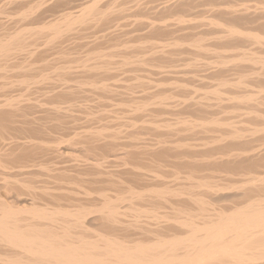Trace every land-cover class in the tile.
Here are the masks:
<instances>
[{
	"label": "bare ground",
	"instance_id": "6f19581e",
	"mask_svg": "<svg viewBox=\"0 0 264 264\" xmlns=\"http://www.w3.org/2000/svg\"><path fill=\"white\" fill-rule=\"evenodd\" d=\"M215 1L0 0V264H264V9L260 6L261 14H253L258 26L246 28L241 22L252 14L249 4L258 2ZM206 13L214 16L207 18V26L220 28L217 39L234 48L249 42L260 49L248 46L233 56L229 49V56L222 57L206 38L190 35L166 44L156 41L151 64L170 45L181 48V56L188 52L182 59L186 68L221 65L236 72L235 78L222 77L217 85L200 89L202 93L199 86L192 91L179 79L172 87L179 90L175 97L160 92L151 100L129 101L133 116L150 106L177 109L174 121H161L162 115L161 120L141 119L157 131L149 140L130 133L127 141L121 138L124 127L114 129L108 123L80 120L87 126L77 125L75 108L84 106L77 103L81 97L69 98L80 96L86 86L91 93L112 95L117 88L110 85L115 78L108 81L112 72L128 63L142 65L148 58L136 53L117 63L107 53L109 47L106 53L92 49L79 57L78 51L71 59L65 45L91 40L102 29L112 33L129 14L142 18L132 20L144 33L160 35L193 29L197 21L191 17ZM56 49L58 53L50 54ZM209 52L218 57L208 61ZM143 89L142 95L148 91Z\"/></svg>",
	"mask_w": 264,
	"mask_h": 264
},
{
	"label": "rangeland",
	"instance_id": "374dc122",
	"mask_svg": "<svg viewBox=\"0 0 264 264\" xmlns=\"http://www.w3.org/2000/svg\"><path fill=\"white\" fill-rule=\"evenodd\" d=\"M218 0H216L215 1V3L217 2ZM258 2L257 3V5H256V3L255 4H253L252 2ZM252 3V4H249L250 6L249 7H252L250 10H251V16H250V18H249V20L248 21H244V22H241L242 23V25L244 26V27H248V28H256L258 25H257V22H255V21H253V19L252 18H254V17H257V16H259V14H261V12H262V10L264 9V6H262L263 4H264V0H249V1H247V4L248 3ZM261 3V4H260ZM256 6V7H255ZM260 6L262 7L261 9L262 10H260ZM253 7H255V9L253 8ZM259 9H258V8ZM253 9V10H252ZM257 9V10H256ZM259 10V11H258ZM257 11V12H256ZM254 12V13H253ZM132 14H134V13H132ZM132 14H129V15H126L125 17H127V18H122L120 21H121V25L119 26V27H117V29H114V30H112V33H111V31L109 30H106V29H102V30H99L97 33H98V35H99V37H98V35L97 34H93V36L91 35H89L90 36V38L88 37V39H91V40H88L87 41V37L86 38H84V39H76V40H74L73 42H70V43H68V45H65L64 47H67V51H69V53L71 54V55H69V53H68V57L70 58L71 57V59H74V57L75 58H77L76 56H80V55H83L84 56V54L85 55H87L86 53H90V52H92V49L93 50H97V51H101V52H107L108 50H109V47H110V51H108L107 53H111L112 54V61H114V62H120L121 60H122V57H124V56H127L128 55V57H131V56H133L134 57V55L136 56V53H138V55H140L141 57H144V56H146V58H148L147 60V63H144V64H139V63H128L127 65L126 64H124V65H126V66H124V65H122V66H120V68L118 67L117 68V72L116 71H113L112 72V74L110 75V77H109V79H108V81L110 82L111 80H113L114 78V80L112 81V83H110V85L111 86H113L114 88L115 87H119L118 89L117 88H115L116 90V92L115 93H113L112 95L111 94H107V93H103L102 94V92L101 91H97L96 92V94L95 93H91V92H89V88H88V86H86L85 87V89H84V92H81L79 95L80 96H74V97H71V98H69L70 100H72L73 98V100L72 101H74V100H79L77 103L78 104H82L84 107H77V108H75V113H76V117H77V125H79V126H87V125H96V124H98V126H102V125H104L105 123L107 124V126H109V127H111V128H116L115 126H118V127H124V129H122L123 131H122V133H121V138H127V139H125V140H127L128 141V139H130V136L132 135V134H135V133H140V135L142 134V135H144V137L146 136V138H144V140H149V139H151L150 138V136L151 137H153L156 133H157V131H155L154 129H153V126L150 124V123H148V125H147V122H145V121H148V120H150V119H155V117H156V120H157V117H159L158 119L159 120H161V118H162V116H163V118H162V120L161 121H171V119H172V121H174L176 118H177V114H178V111H177V109L176 108H173V110L172 109H170V108H156V107H154V106H150L144 113H142L141 115H139L138 113L136 114V116H138V117H136V116H133L132 114H131V112H130V110H129V104L130 103H132L133 101H144V99H146L145 101H147V100H151L152 98H153V96H156V95H159L160 94V92L162 93V94H164V95H171V97L173 96V97H175V95H177V91H179V90H177L178 89V87L177 86H174V88H172L173 87V85L175 84V85H177V82H178V80L180 79V80H182L183 82H185L186 84H189V85H191L192 86V91H194V90H197L198 89V86H199V89H198V91L199 92H204V91H201V90H206V88L208 87V88H211V87H213V86H215V85H217V82L219 83L220 82V79L222 78V79H224V77L225 78H227V76H228V78H230V77H232V78H230V79H233V78H235L236 77V75H237V73L236 72H234V71H231V72H229L230 70H228V68H226V67H224V66H222V67H220L221 65H219V66H217V68H215L216 67V65L214 64H209L208 63V67H209V65L211 66V65H213L212 66V68H214L213 70L214 71H212V68L211 67H209V69H208V67L206 66L205 68H204V66L203 67H200V68H197V69H192L191 67L190 68H186L184 65H182L183 63H184V59L186 58V57H188V52H184L183 53V55L181 56L180 54H179V52H180V50H181V48L180 49H178V48H176L175 46H173V47H175V48H173V47H171L170 45H167V48H166V54H164V56H162V58L158 61V62H154V63H152L151 64V60H152V62H153V60L154 59H151L152 58V55L153 54H151L152 52H153V50H154V46H155V42L156 41H162V43L163 44H166V41H170L171 40V38H172V40H177V39H180V38H184V37H186V38H190L191 36H192V38L195 36V37H203V38H206L207 39V37H208V39L206 40L205 39V42L207 43L208 41V47H211L212 49H215L216 48V50H220L219 52H220V56H222V57H224V56H229V53H230V50L232 49L233 51L235 50V49H237V48H239V49H237V50H235L233 53L231 52V54L230 55H235L236 53H237V51H238V53H240L241 52V50H243L244 51V49H246V50H248L249 48H253L254 50H258V49H260L258 46H256L255 45V47H252L253 46V44H250L249 42H247V43H244V42H242L237 48H234V47H232L231 45H228L227 44V42H226V40L224 41H221V40H219V39H217V37H218V33H220V28H217V26H215V25H213V24H211L210 26H207V25H209V22H211L210 20H208V19H210L211 18V20L212 19H214V16L212 15V14H208V13H206L204 16H205V18L207 19H205L204 18V16H199V18H197L198 16H195L196 18H197V20H196V18L195 17H191V18H194L193 20H194V22L195 21H197L196 23H195V28H193V29H183V30H175V31H170V32H164V33H162V34H160V35H154V34H150V33H144L143 32V30H140L139 29V27L137 28V23H139V22H136V21H139L138 19H142V18H139L138 17V19L136 18L137 16H135V15H132ZM253 14H254V17H253ZM257 14V15H256ZM131 15H132V17H131ZM206 15H210V17H207ZM131 18H130V17ZM135 16V17H134ZM213 17V18H212ZM128 19L130 20L129 22L131 23V25H133V27L129 24V22H127L128 21ZM136 20V21H134L133 22V20ZM199 19V20H198ZM201 19V20H200ZM203 19V20H202ZM205 19V20H204ZM249 21H251V22H249ZM122 22H123V24H122ZM133 22V23H132ZM136 22V23H135ZM126 23V24H125ZM135 23V24H134ZM197 23H198V25H197ZM202 23V24H201ZM205 23H207V24H205ZM248 23V24H247ZM201 24V25H200ZM245 24H246V26H245ZM253 24V25H252ZM252 25V26H251ZM201 26H204V28H202L201 29ZM212 26H214V27H212ZM205 27H209V28H207V29H205ZM125 28H127V29H125ZM134 30H133V29ZM198 28H200V30L198 29ZM217 28V29H216ZM253 28V29H254ZM121 31H120V30ZM129 29V30H128ZM217 30V33L215 32L216 30ZM117 30H118V32H117ZM124 30V31H123ZM190 30V31H189ZM194 30V31H193ZM195 30H196V32H195ZM199 31V34H198V31ZM211 30V31H210ZM214 30V31H213ZM104 31H105V35H104ZM120 31V32H119ZM127 31V33L125 34V32ZM134 31H138L137 32V34H136V32H134ZM143 32V33H140V32ZM179 31V32H178ZM180 31H182V32H180ZM110 32V33H109ZM132 32V33H131ZM177 32V34L175 35V33ZM187 32H189V33H187ZM193 32V33H192ZM207 32V33H206ZM211 32V33H210ZM113 33H116V34H113ZM168 33V34H167ZM180 33V34H179ZM211 34V37H210V34ZM216 35V38H214V34ZM101 34V35H100ZM119 34V36H117ZM130 34H133V37H134V34H135V38H133V37H131V35ZM140 34V35H139ZM170 34H172V35H170ZM204 34L205 36H207V37H205L204 35L202 36V35ZM213 34V35H212ZM110 35V36H109ZM122 35H124V36H122ZM136 35H138V36H136ZM149 35V36H148ZM151 35H152V37H151ZM167 35H170L171 37H169L168 36V38H167ZM191 35V36H190ZM95 36H96V38H95ZM101 36V37H100ZM108 36V37H107ZM116 36H117V38H116ZM130 36V37H129ZM176 36V37H175ZM213 36V37H212ZM94 37V38H93ZM99 39H98V38ZM103 37V38H102ZM105 37V38H104ZM110 37V38H109ZM112 37V38H111ZM129 39H128V38ZM138 37V38H137ZM142 37V38H141ZM145 38V40H144V38ZM148 39H147V38ZM174 37V38H173ZM210 37V38H209ZM124 38H126V39H128L127 41L128 42H126V39H124ZM153 38V39H152ZM164 38H167V39H164ZM86 39V40H85ZM97 39V41H95ZM102 39V40H101ZM103 39H104V41H103ZM118 39H119V41H118ZM138 39H140V40H138ZM150 39V40H149ZM151 39L153 40V42L151 41ZM154 39H156L155 41H154ZM210 39L212 40V41H210ZM217 39V40H216ZM81 40V41H80ZM106 40V41H105ZM109 40V41H108ZM133 41L132 43H131V41ZM142 40V42H140ZM147 40V41H146ZM165 40V41H164ZM171 40V41H172ZM213 40H215L214 42H213ZM89 41H91V42H89ZM93 41H94V43L96 44L97 42V44L95 45L94 43H93ZM118 41V42H117ZM124 41V42H123ZM137 41H139V42H137ZM146 41V42H145ZM220 41V42H219ZM78 43V45H77V43ZM89 42V44L90 43H92V44H90L91 46H89L90 48L88 49V43ZM109 42V43H108ZM113 42H114V46H113ZM115 42H117V43H115ZM130 42V43H129ZM136 42V44H135V46L133 45V43H135ZM148 42H149V44H148ZM165 42V43H164ZM215 42H217V43H215ZM222 42V43H221ZM72 43V44H71ZM84 43V44H83ZM121 43V44H120ZM127 43L129 44V45H133V46H127ZM138 43V44H137ZM146 43V44H145ZM150 43H151V46H150ZM153 43V44H152ZM161 43V44H162ZM212 43V44H211ZM226 45H225V44ZM72 46H71V45ZM74 44V45H73ZM87 44V45H86ZM100 44H101V46H100ZM110 44V45H109ZM124 44V45H123ZM140 44H142L141 46H140ZM144 44V45H143ZM250 44V45H249ZM80 45V47H77V46H79ZM95 45V46H94ZM103 45V46H102ZM117 45V46H116ZM124 46V47H122V46ZM127 47H126V46ZM137 45H138V47H137ZM145 45H147V46H145ZM152 45H153V49L151 50V47H152ZM212 45V46H211ZM222 45V46H221ZM70 46V47H69ZM83 46H84V48L86 47L87 48V50H85L84 51V49H83ZM94 46V47H93ZM217 46V47H216ZM243 46V47H242ZM248 46H250V47H248ZM104 49H102V48ZM107 47V48H106ZM112 47V48H111ZM134 47V48H133ZM144 47H146L145 49H143ZM169 47H171V48H169ZM225 47H227V48H225ZM230 47H232V48H230ZM245 47H248V49L247 48H245ZM75 48H76V50H75ZM82 49V52L80 51L81 49ZM85 48V49H86ZM96 48V49H95ZM102 50H101V49ZM105 48H106V50H105ZM114 48V49H113ZM120 50H119V49ZM129 48V49H128ZM132 48V49H131ZM136 48V49H135ZM140 48V49H139ZM218 48V49H217ZM242 48V49H241ZM69 49V50H68ZM70 49H72V50H70ZM100 49V50H99ZM116 49V50H115ZM128 49V51H125V50H127ZM133 49H135L136 51H134ZM143 49V50H142ZM170 49H171V52H170ZM173 49V50H172ZM224 50V51H226V52H221V50ZM225 49H227V50H225ZM230 49V50H229ZM59 50V49H58ZM58 50L56 49V51L54 52L53 50L50 52V54H53L54 55V53H58ZM74 50V51H73ZM119 50V51H118ZM122 50V51H121ZM137 50H138V52H137ZM149 50V51H148ZM169 50V51H168ZM182 50H183V48H182ZM187 50V48H186V46L184 47V51H186ZM73 51V52H72ZM76 51V52H75ZM79 51V53H77ZM114 51H116L115 53H114ZM120 51H121V53H120ZM143 51V52H142ZM72 52V53H71ZM84 52V53H83ZM93 52H95V51H93ZM119 52V53H118ZM128 52V53H127ZM132 52V53H131ZM148 52V53H147ZM178 52V53H177ZM77 53V54H76ZM118 53V54H117ZM144 53V54H143ZM171 53H173V58L175 59H173L172 57H170L172 54ZM186 53H187V55H186ZM221 53H223V54H221ZM74 54H76V56L74 55ZM125 54V55H124ZM132 54V55H131ZM150 54V55H149ZM170 54V55H169ZM53 55H51L52 57H53ZM115 55H117V56H115ZM120 55H123V56H120ZM130 55V56H129ZM144 55V56H143ZM178 55H179V57H178ZM186 57H185V56ZM208 61H210L209 59L211 58L212 60H214L215 58H217L218 56H213L212 57V53H208ZM214 55H216V54H214ZM224 55V56H223ZM232 55V56H233ZM150 57V59H149V57ZM115 57H117L116 59H115ZM120 57V58H119ZM177 59H176V58ZM181 57V58H180ZM183 57V58H182ZM119 58V59H118ZM168 58H170V59H168ZM172 59V60H171ZM183 59V60H182ZM169 60V61H168ZM178 60V61H177ZM150 61V62H149ZM161 61V62H160ZM181 62V63H178V62ZM183 61V62H182ZM166 62V63H165ZM174 62H176V63H178V64H176V63H174ZM161 65H160V64ZM164 63L166 64V65H168L167 67H166V65H164ZM169 63V64H168ZM171 63H172V65H171ZM132 64V65H131ZM133 64H134V66H133ZM139 64V65H138ZM155 64V65H154ZM175 64V65H174ZM180 64V65H179ZM129 65H130V67H129ZM137 65V66H136ZM148 65H150L149 67H148ZM158 65V66H157ZM177 65H179V68H178V66ZM151 66H152V68H151ZM171 66V67H170ZM183 66V67H182ZM122 67H125V68H122ZM129 67V68H128ZM131 67H133V68H131ZM159 67V68H158ZM161 67H163L164 69H161ZM188 67V66H187ZM224 67V68H223ZM137 68V69H136ZM141 68V69H140ZM147 68V69H146ZM172 68H174V69H172ZM175 68H177V69H175ZM182 68H184V69H182ZM222 68V69H221ZM124 69H125V73H124ZM143 69V70H142ZM159 69H160V71H159ZM167 69V70H166ZM189 69V70H188ZM191 69V70H190ZM223 69H225V70H223ZM114 70V69H113ZM123 70V71H122ZM139 70V71H138ZM145 70V71H144ZM158 70V71H157ZM175 70V71H174ZM183 70V71H182ZM188 70V71H187ZM200 70V71H199ZM206 72H205V71ZM209 70H211V71H209ZM228 72H227V71ZM118 71H120L121 73H119ZM127 71V72H126ZM129 71H131V72H129ZM136 71V72H135ZM164 71V72H163ZM170 71V72H169ZM181 71V72H180ZM204 73H207V71H208V73L207 74H202L203 72ZM219 71V72H218ZM222 71V72H221ZM115 72V73H114ZM146 72H147V74H146ZM176 72V73H175ZM189 72V73H188ZM201 72V73H200ZM131 73V74H130ZM136 73V74H135ZM138 73V74H137ZM166 73V74H165ZM177 73L180 75L178 78H177ZM181 73V74H180ZM193 74L192 76H191V74ZM223 73V74H222ZM232 73V74H231ZM133 74V75H132ZM155 74V75H154ZM164 74L166 75V76H164ZM169 74V75H168ZM182 74H184L185 76L184 77H182L183 75ZM190 75V77H189V75ZM212 74V75H211ZM217 74V75H216ZM231 74V75H230ZM119 75H120V77H119ZM135 75H137V76H135ZM157 75V76H156ZM161 75V76H160ZM187 75H188V77H187ZM196 75V76H195ZM202 75V76H201ZM208 75V76H207ZM211 75V76H210ZM226 75V76H225ZM115 76V77H114ZM131 76V77H130ZM140 76H141V78H140ZM160 76V77H159ZM201 76V78H199ZM206 76V77H205ZM212 76H214V78L212 77ZM221 76V77H220ZM230 76V77H229ZM135 77V78H134ZM144 77V78H143ZM169 77V78H168ZM177 79H176V78ZM195 77V78H194ZM203 77V78H202ZM120 78V79H119ZM124 78H126V79H124ZM163 78V79H162ZM184 78V79H183ZM197 78H199L200 80H198ZM208 78V79H207ZM210 78V79H209ZM135 79H138V80H135ZM144 79V80H143ZM152 80V81H150L151 83H153V84H151V83H149V81H145V80ZM158 79H159V81L161 82H159L158 81ZM168 81H167V80ZM175 79V80H174ZM187 79H189V80H187ZM204 79V80H203ZM214 79V80H213ZM221 79V80H222ZM115 80H116V83H113V82H115ZM170 80L172 81V82H170ZM216 81V82H213V81ZM218 80V81H217ZM107 81V82H108ZM117 81H120V82H117ZM121 81H123V83L121 82ZM135 81H137V83H135ZM140 81V82H139ZM143 81H144V83H143ZM154 81H156L155 83H154ZM177 81V82H176ZM199 83H198V82ZM203 81V82H202ZM206 81V82H205ZM209 81H212L211 83L209 82ZM129 82H131V83H129ZM147 82V83H146ZM166 82V84H163L162 85V83H165ZM168 82H170V84H167ZM176 82V83H175ZM195 82V83H194ZM209 82V83H208ZM157 83H159L160 85L158 86V85H156ZM172 83V84H171ZM174 83V84H173ZM194 83V84H193ZM113 84V85H112ZM120 84V85H119ZM125 84V85H124ZM128 84V85H127ZM141 84V85H140ZM152 86H151V85ZM207 84V85H206ZM211 85V87H210V85ZM213 84H215V85H213ZM119 85V86H118ZM122 85V86H121ZM136 85H137V87H136ZM139 85V86H138ZM145 85V86H144ZM156 85V86H155ZM167 86V88L166 87H164V86ZM170 85H172L171 87H169ZM197 85V86H196ZM130 86V87H129ZM149 86H150V88H152V89H150L149 88ZM194 86V87H193ZM127 87H129V89H127ZM148 87V88H147ZM156 87H158V88H156ZM176 87H177V89H176ZM196 87V88H195ZM122 88V89H121ZM141 88V89H140ZM144 88V89H143ZM156 88V89H155ZM204 88V89H203ZM207 88V89H208ZM121 89V90H120ZM128 91H127V90ZM132 89V90H131ZM134 89H136L135 91L136 92H141V94H139L138 95V93H136L135 91H134ZM142 89H143V91L144 90H150L149 92L147 91V92H143V95H142ZM165 89V90H164ZM175 90V91H173L172 92V90ZM189 89H190V86H189ZM201 89V90H200ZM86 90V91H85ZM118 90V91H117ZM126 90V91H125ZM191 90V89H190ZM130 91H132V92H130ZM154 91H155V93H154ZM165 91V92H164ZM169 91H171L170 93H169ZM85 92H87V93H85ZM119 92V93H118ZM123 94V96H122V94ZM152 92H153V94H152ZM166 92H168V94L166 93ZM177 92V93H176ZM83 93V94H82ZM88 93H90V94H88ZM131 93H133V94H131ZM148 93V94H147ZM176 93V94H175ZM86 95L88 98V100L89 101H87L88 102V105L86 106L85 104H86V96H83V95ZM99 94V95H98ZM105 94H106V96H105ZM128 94V95H127ZM137 94V95H136ZM145 94V95H144ZM90 95V96H89ZM95 95V96H94ZM103 95V96H102ZM132 95H133V97H132ZM148 95V96H147ZM151 95V96H150ZM98 96H100V97H98ZM113 96V97H112ZM119 96H121V98H119ZM126 96V97H125ZM150 96V97H149ZM79 97H81V98H79ZM85 97V98H84ZM94 97V98H93ZM104 97H106V98H104ZM108 97L109 98H111V100L110 99H108ZM116 97V98H115ZM137 97V98H136ZM140 97V98H139ZM144 97V98H143ZM147 97V98H146ZM79 98V99H78ZM82 98H83V100L84 101H82ZM90 98V99H89ZM98 98H99V100L100 101H97L98 100ZM104 98V99H103ZM114 98V99H113ZM150 98V99H149ZM103 99V100H102ZM107 101H106V100ZM129 99V100H128ZM134 99V100H133ZM143 99V100H142ZM171 99V98H170ZM173 99V98H172ZM171 99V100H172ZM93 100V101H92ZM109 100H110V102H109ZM115 100V101H114ZM94 101H95V103H96V105H95V103H94ZM104 101H105V103H104ZM117 101H119V102H117ZM121 101V102H120ZM126 101V102H125ZM129 101H131L130 103H129ZM81 102V103H80ZM85 102V104H83ZM89 102H93V105H90L91 103H89ZM103 102V103H102ZM114 102V104H112V103ZM123 102H125V103H123ZM116 103V104H115ZM117 103L120 105V107H119V105H118V107L116 106L117 105ZM126 103H128V104H126ZM101 104V105H100ZM125 104V106L123 107V105ZM121 105H122V107H121ZM126 105H127V107H126ZM87 107V109H86V107ZM94 108V111L93 110H91L92 108ZM100 106H101V108H100ZM111 106H115V107H117V108H113V107H111ZM104 109H103V108ZM106 107H108L109 108V110H107V108ZM81 108H84V109H81ZM88 108L90 109V112L88 111ZM96 108V109H95ZM151 108H153L152 110H150ZM81 109V110H80ZM86 109V110H85ZM113 109V110H112ZM121 109H123L122 111H120ZM168 109V110H167ZM77 110H79L80 112H78ZM100 110H102L103 112H105V113H103L102 111H100ZM105 110H107V113H106V111ZM111 110V111H110ZM125 110H127V111H125ZM87 111H88V113H87ZM91 111H93V112H91ZM95 111H96V114L97 115H99L101 112V114L103 115H99V117L98 116H96V114H95ZM100 111V112H99ZM112 112V114H114V113H116V111L117 112H119V113H116L117 115H112L111 113H109V112ZM148 111H149V113H148ZM150 111H151V113H150ZM156 111V112H155ZM171 113H170V112ZM177 111V112H176ZM86 113L87 114V116H85V114L84 113ZM127 112V113H126ZM128 112H130L129 114H128ZM153 112H155V113H153ZM165 113L164 115H165V117H164V115H163V113ZM175 112V113H174ZM80 113V114H79ZM89 113H90V115H89ZM94 114V116L95 117H93V119H92V117H91V114ZM126 113V114H125ZM133 113V112H132ZM170 113V114H169ZM121 114H123V117L124 116H126V117H122V119L121 118H119L118 116H122ZM125 114V115H124ZM144 114V115H143ZM148 114V115H147ZM154 114V115H153ZM155 114H157V115H155ZM158 114H159V116H158ZM166 114H168V115H166ZM81 115H84L83 117L81 116ZM128 115H130V116H132V117H127ZM150 115V116H149ZM162 115V116H161ZM169 115L170 116H173L172 118H170L169 117ZM79 116V117H78ZM80 116H81V119H80ZM90 116V118H89V121H87V119L85 120V118L86 117H89ZM93 116V115H92ZM109 116V117H108ZM114 118V120L112 119V117ZM116 116V117H115ZM140 116H142V118H139ZM144 116V117H143ZM146 116H148L147 118H145ZM153 116V117H152ZM106 117V118H105ZM166 117H169V118H166ZM79 118V119H78ZM96 118H98L100 121H101V119H102V124H100L99 125V123H101L99 120H97ZM104 118V119H103ZM118 120H121V121H118ZM128 118H131L130 120H127V121H129V122H127V121H125L126 119H128ZM139 118V119H138ZM174 118V119H173ZM108 119L109 121H106V120ZM123 119H125V120H123ZM136 119H137V121H136ZM141 119H144L145 121L143 122ZM163 119H165V120H163ZM167 119V120H166ZM80 120L82 121L83 120V122L84 123H86V122H88V123H86L87 125H85L83 122H80ZM96 120V121H95ZM104 120L106 121V122H104ZM112 120H113V122H112ZM132 120V122H130ZM135 120V121H134ZM140 120H141V123L142 124H144V125H141V123H140ZM158 120V121H159ZM92 121V122H91ZM93 121H95V122H93ZM117 121V122H116ZM115 122V123H114ZM118 122H120V123H118ZM128 123V124H126V123ZM134 122V124H136L137 126H135L134 128H133V124H131V123H133ZM137 122V123H136ZM139 122V123H138ZM149 122V121H148ZM89 123H91V124H89ZM109 123L111 124V123H114V124H111V125H109ZM123 123H125V124H123ZM131 125H130V124ZM105 124V125H106ZM123 124V125H122ZM149 124H150V126H149ZM114 125V126H113ZM129 125V126H128ZM138 125H139V127H138ZM142 126V127H141ZM147 126V127H146ZM148 126H149V128H148ZM128 127V128H127ZM132 127V129H130V128ZM140 128H141V130H140ZM147 129V131H146V129ZM127 129V130H126ZM129 129V130H128ZM152 131H151V130ZM134 130H135V132H134ZM139 132H138V131ZM149 130V131H148ZM133 131V132H132ZM154 131V132H153ZM130 133H131V135H130ZM127 134V135H126ZM149 134V135H148ZM151 134V135H150ZM153 134V135H152ZM124 135V136H123ZM141 135V137H143ZM123 138V139H124ZM81 153H82V155H83V152L82 151H80ZM79 152V153H80Z\"/></svg>",
	"mask_w": 264,
	"mask_h": 264
}]
</instances>
